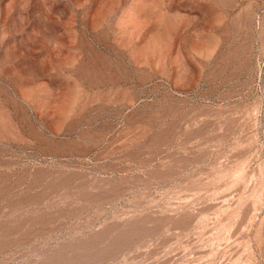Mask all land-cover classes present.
<instances>
[{"label": "rangeland", "instance_id": "rangeland-1", "mask_svg": "<svg viewBox=\"0 0 264 264\" xmlns=\"http://www.w3.org/2000/svg\"><path fill=\"white\" fill-rule=\"evenodd\" d=\"M0 264H264V0H0Z\"/></svg>", "mask_w": 264, "mask_h": 264}]
</instances>
